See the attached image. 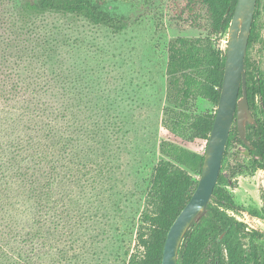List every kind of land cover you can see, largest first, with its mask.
<instances>
[{"label":"trees","instance_id":"obj_1","mask_svg":"<svg viewBox=\"0 0 264 264\" xmlns=\"http://www.w3.org/2000/svg\"><path fill=\"white\" fill-rule=\"evenodd\" d=\"M237 1L138 0V11L126 14L112 11L110 0H0V264H162L204 153L161 140L143 209H131L127 228L114 223L139 192L125 191L133 172L124 154L135 149L136 128L126 103L142 92L117 41L147 14L160 23L164 5L169 19L207 32L168 41L162 109L166 129L207 142L216 112L198 113L194 101L218 105L226 62L218 40ZM255 19L249 46L259 36ZM247 74L256 119L246 124L249 160L235 159L224 172L231 144L248 147L235 122L207 211L184 235L178 264H264V245L256 242L264 232L229 212L264 220V194L261 208H246L229 189L237 176L264 170V76ZM110 240L111 249L98 250Z\"/></svg>","mask_w":264,"mask_h":264},{"label":"rangeland","instance_id":"obj_2","mask_svg":"<svg viewBox=\"0 0 264 264\" xmlns=\"http://www.w3.org/2000/svg\"><path fill=\"white\" fill-rule=\"evenodd\" d=\"M156 1V0H153ZM134 3L138 5V0H110V9L112 11L131 14L135 11ZM164 10V16L160 17V23L157 22L151 14H147L139 25H136L132 32L119 37L117 43L122 50L128 54L126 59L132 62L128 68L133 73L129 74L130 80H134L137 86L135 89L142 88L141 94L132 93L131 100L126 105L134 110L136 128L134 133L130 135V139L135 142V149L131 154L125 153L124 161L127 169L133 174L127 178V186L125 191H139L133 198L131 205H127L124 209L120 222L117 223L120 228L129 225L126 220L131 218L132 208L141 211L145 203V193L150 186L153 167L157 161L162 158L158 151V144L161 140H170L185 146L191 150L205 153L207 142L203 140L187 141L180 136L173 134L162 124L164 117L163 108L168 104L165 98L167 85V76L165 74V66L167 61V44L171 38L177 36L200 37L205 36L207 32L204 29L191 28L189 26H181L174 20L169 19L166 15L165 5L161 7ZM136 10L134 13H136ZM258 16L256 18V29L258 32L257 40L253 42L248 50V59L254 63L247 71L257 80L260 76H264V45L261 40L264 35V0H260L258 6ZM229 28L218 40V45L227 48V40L229 37ZM139 82V83H138ZM117 84V81H115ZM256 106L259 107L260 99L256 98ZM194 110L198 113L216 112L217 106L212 102L198 97L194 101ZM259 115L258 111H256ZM253 113V112H252ZM247 122H251L247 120ZM246 148L238 141H234L229 148L227 157L225 158L224 172L229 171V166L235 161V157L240 151ZM242 161L249 160L248 157L242 155ZM195 178L199 175L194 173ZM238 186L230 187V191L234 194L239 204L245 205L247 208L262 207V196L264 194V170H257L254 173L247 172L237 176ZM133 208V209H134ZM239 220L248 224L250 229H258L264 232V220L253 217L248 212L234 213ZM139 214L136 222L138 223ZM113 223V224H114ZM127 228V227H126ZM136 232V229L134 230ZM131 249L134 250L136 234L128 231ZM248 242V239H245ZM256 242L264 245L263 239H257ZM114 246V240L101 243L99 251L105 253L106 250ZM107 264L110 262H106Z\"/></svg>","mask_w":264,"mask_h":264},{"label":"water","instance_id":"obj_3","mask_svg":"<svg viewBox=\"0 0 264 264\" xmlns=\"http://www.w3.org/2000/svg\"><path fill=\"white\" fill-rule=\"evenodd\" d=\"M257 0H238L229 25L224 80L213 127L204 153L198 184L185 207L172 223L166 237L162 264H178L179 249L192 223L206 211L218 183L234 118L242 140L247 143V120L255 119L247 98L245 57L256 13ZM244 95L240 98V90ZM249 154V152H246ZM224 234L221 235V237Z\"/></svg>","mask_w":264,"mask_h":264},{"label":"flooded vegetation","instance_id":"obj_4","mask_svg":"<svg viewBox=\"0 0 264 264\" xmlns=\"http://www.w3.org/2000/svg\"><path fill=\"white\" fill-rule=\"evenodd\" d=\"M257 8V7H256ZM254 19H255V17H254ZM255 22H256V19H255ZM252 33V32H251ZM262 44L264 45V35H263V40H262ZM249 48H250V46L248 45V49H247V53H246V57H245V70H246V79L248 80V74H247V70H248V68L252 65V66H254V63L253 62H251L250 61V59H248V50H249ZM246 59H247V61H246ZM241 90L243 91V89L241 88ZM241 90H240V92H241ZM243 95H244V92H243ZM243 95H239V97L241 98ZM247 98H248V96H247ZM249 102V101H248ZM249 107H250V105H249ZM251 110V109H250ZM252 112V111H251ZM253 114V113H252ZM253 117H254V119H255V116L253 115ZM255 121H256V119H255ZM254 121V122H255ZM236 122V124H237V116H235V118H234V123ZM254 122H250V123H254ZM234 123H233V125H234ZM248 123V122H247ZM246 123V124H247ZM237 126H238V124H237ZM233 127V126H232ZM239 130V129H238ZM239 135H240V133H239ZM245 137H246V133H245ZM240 138H241V136H240ZM242 139V138H241ZM243 141V140H242ZM244 142V141H243ZM228 143V142H227ZM245 143V142H244ZM241 144V143H240ZM243 145V144H242ZM245 145H247L248 147H246V146H244L245 148H246V150H244V151H240L239 152V154H237L236 155V157H235V159L236 160H240V161H242V156H241V154L242 155H244L245 157H250V151H249V142H248V140H247V143H245ZM226 148H227V146H226ZM226 151V150H225ZM249 152V154H247L246 152ZM228 152H229V149H228ZM228 152H227V155H228ZM224 155H225V153H224ZM227 155H226V157H227ZM235 159H234V161H235ZM222 170V169H221ZM259 170H261V169H259ZM236 200V199H235ZM262 201H263V199H262ZM238 203V202H237ZM245 206V205H244ZM262 206H263V204H262ZM246 207V206H245ZM247 208V207H246ZM257 208H261V207H257ZM243 212H248V211H243ZM242 212V213H243ZM254 217V216H253ZM260 219V218H259Z\"/></svg>","mask_w":264,"mask_h":264}]
</instances>
